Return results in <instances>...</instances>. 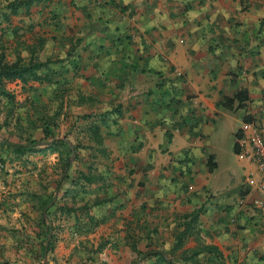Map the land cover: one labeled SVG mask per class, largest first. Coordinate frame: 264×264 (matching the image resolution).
Instances as JSON below:
<instances>
[{"label":"crops","instance_id":"0c3cea01","mask_svg":"<svg viewBox=\"0 0 264 264\" xmlns=\"http://www.w3.org/2000/svg\"><path fill=\"white\" fill-rule=\"evenodd\" d=\"M18 1L0 0V50L8 62L48 61L40 80L12 81L21 123L54 116L55 135L70 146L86 143L82 130L95 120L100 138L92 166L78 148L60 175L57 151L31 153L39 158L30 169L56 174L32 190L52 194L50 203H67L66 188L77 204L90 202L91 231L105 244L96 255L107 251L114 264L118 254L135 256L131 244L180 264H264V195L250 210L240 199L256 193L243 180L220 188L209 146L218 122L239 110L222 104L238 87L246 101L229 130L233 151L243 116L264 126V0ZM80 174L90 181L69 182ZM30 224L44 252L51 231L44 237L46 226Z\"/></svg>","mask_w":264,"mask_h":264},{"label":"rangeland","instance_id":"374dc122","mask_svg":"<svg viewBox=\"0 0 264 264\" xmlns=\"http://www.w3.org/2000/svg\"><path fill=\"white\" fill-rule=\"evenodd\" d=\"M4 87L13 96L18 94L12 81L6 82ZM15 113L13 104H8L5 100L0 101V264H43L44 254L38 251V254L33 255V259L31 255L28 256L26 252L21 253L15 247L19 244L28 246L36 243L39 248L42 244V241L31 239L28 232L30 223L36 227L37 216V211L30 208L31 201L34 200H31L29 192L34 191L32 190L34 185L40 187L41 180L46 177L53 178L56 174L43 172L37 164L33 169H30L32 161L39 157L34 156V159L30 153L25 156H16L9 151L6 145L1 143L4 140L15 142L17 132H24L20 131V127H24V124L21 123L23 117H18ZM241 113L242 110L239 109L231 117H224L228 124L225 121L218 122L220 119H217L219 127L216 134L209 140V146L214 151L217 161L214 173L222 176V179L217 183L220 188H224L238 179L243 180L242 184H244L246 178V175L243 174L247 170V162L242 158L236 159L229 133L231 126L239 124L238 117ZM20 137L23 139L24 136L20 135ZM37 163H39V159ZM228 174L234 176L233 181H230ZM77 217L72 220L69 217L64 219L60 222L62 227H60V223L57 224L56 221H53L52 225L57 226L56 236L52 242V249L46 252L45 257L55 261V264H114L112 258L107 260V251H102L99 255L94 254L95 247L98 246L95 234L93 231L85 230L90 227L88 226L90 223L85 222L80 212ZM70 223H72L73 230L69 229ZM104 247L105 245L102 248ZM115 257H117L116 260H121L122 264H150L153 261L152 258L139 261L137 260L138 256L131 257L129 252L118 254Z\"/></svg>","mask_w":264,"mask_h":264},{"label":"trees","instance_id":"16d2710c","mask_svg":"<svg viewBox=\"0 0 264 264\" xmlns=\"http://www.w3.org/2000/svg\"><path fill=\"white\" fill-rule=\"evenodd\" d=\"M32 1H44V0H24V1H18V3H24L29 4ZM13 8V7H12ZM12 11V9H11ZM48 61H36V60H27L25 62L21 61L20 59H16L12 62H8L4 58L3 51L0 50V101L5 100L8 104L15 103L13 101V94L6 90L4 87V84L6 82L15 81L18 80L22 83H26L29 80H40L42 77L37 73L39 69L42 67L47 66ZM44 78V77H43ZM35 100V98H33ZM246 101V95L245 90L242 87H238L235 91V93L231 97H225L222 104L225 105V107L231 106L233 102H235L234 109H240L243 108L244 103ZM18 117L20 116L18 113H15ZM28 117V116H27ZM46 117V118H45ZM43 117L42 115H37L35 119H32L29 117L28 122L24 124V127H20V131H24L23 133L17 132V139L15 142H8V141H1L2 144L6 145L11 153H14L16 156L18 155H27L31 153H43L45 151H57L58 152V162L61 166L60 171L58 172V175L61 174V171L64 166L67 168L70 166V154H74L76 156V150L78 148L87 149L89 151V159L90 165L94 163V160L97 158L95 156L94 150L96 152H99V150L96 149V147L92 146L91 143H94L95 145H98L100 143L99 138V127L95 120H91L82 130L83 134H85L86 143L82 142L80 139H75L72 143V145H68V141L65 138V135L60 139L58 136L55 135L53 128L55 127V118L54 116H46ZM243 120L250 121L254 120L251 117L243 116ZM99 120V119H98ZM258 121V120H257ZM22 126V125H21ZM24 136L23 139H21L20 135ZM38 134V136H37ZM237 136L240 135V133L236 132ZM19 136V137H18ZM42 142V145H39L38 143ZM234 151H238L237 144L234 143ZM209 168L212 166H208ZM67 171V170H66ZM66 171L62 177L67 178ZM79 179L85 182L90 181V177L86 175L80 174L79 176L75 177L72 180H69L70 183H75V185L79 184ZM247 188L245 184H242V188ZM79 188H82L80 185ZM243 188V189H244ZM246 190V189H244ZM248 190V189H247ZM39 191V190H38ZM38 191H30L29 195L31 200V209L37 211L36 216V227L39 228L41 224L45 227L44 237L45 233L50 232V239L48 241L46 251L43 252V245H40L41 251L40 253L46 254L47 251L52 249V242L53 239L56 236L55 229L57 226H53V221L55 220V217L57 213H64L66 215L72 216L74 218H78V213L80 212L83 215V218L86 219L88 217V220L85 222L90 223L88 226V229L85 230H92L93 221L88 216V209L89 205L91 204L88 201H82L80 204H77L75 193L70 194L68 192V189L66 188L65 191H63V195L66 196V202H63L62 204H58L56 201L53 203L51 202L52 194L50 196V193L41 195ZM37 192V193H36ZM243 199L241 197L240 201ZM240 204V203H239ZM247 209L250 210H256L251 205L245 206ZM42 213H46L47 216L51 214V218L44 219L42 217ZM86 215V216H85ZM196 215H193L191 217V220L193 221ZM46 221L48 222L46 224ZM50 229V230H49ZM182 233L179 237H182ZM179 240H177V243ZM98 246L95 247V255L96 253H99L105 245L104 242L97 243ZM131 249L136 252L135 256L137 257V260L145 261L149 258H152L153 261L150 264H180L176 263L171 256V253L166 254L165 252L157 249H148L145 251H139L136 249V246L134 244L130 245Z\"/></svg>","mask_w":264,"mask_h":264},{"label":"built area","instance_id":"2783aa9c","mask_svg":"<svg viewBox=\"0 0 264 264\" xmlns=\"http://www.w3.org/2000/svg\"><path fill=\"white\" fill-rule=\"evenodd\" d=\"M237 132L240 135L235 138L236 153L248 165L244 184L256 193L248 201L239 203L260 209L264 195V126L256 119L243 121Z\"/></svg>","mask_w":264,"mask_h":264},{"label":"water","instance_id":"95a60500","mask_svg":"<svg viewBox=\"0 0 264 264\" xmlns=\"http://www.w3.org/2000/svg\"><path fill=\"white\" fill-rule=\"evenodd\" d=\"M47 237H49V235H47ZM46 247H47V241H46V243H45V245H44V253H45V251H46ZM44 259H46V258H45V254H44ZM43 264H45V263H43Z\"/></svg>","mask_w":264,"mask_h":264}]
</instances>
